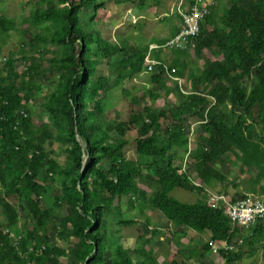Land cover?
I'll return each mask as SVG.
<instances>
[{"label":"trees","instance_id":"obj_1","mask_svg":"<svg viewBox=\"0 0 264 264\" xmlns=\"http://www.w3.org/2000/svg\"><path fill=\"white\" fill-rule=\"evenodd\" d=\"M118 1L148 7L151 0ZM34 2L25 24L38 32L17 54H3L10 35L25 39L28 31L0 17V56L8 59L4 67L0 62V264H160L175 239L196 244L190 232L211 235L199 243L203 259L215 246L227 264L245 256L242 249L226 252V244L264 250V219L251 229L234 226L227 209L211 206L209 194L216 184H235L226 173L233 165L254 176L251 193L234 203L264 198V0L214 5L191 41L196 48L168 53L170 63L164 47L181 28L166 41L113 43L100 30L105 0ZM154 44L160 49L151 52ZM150 53L159 63L151 74ZM141 73L150 76L149 100L146 92L135 98L129 122L113 125L106 117L109 95ZM170 97L177 103L155 108ZM40 98L45 104L36 120ZM192 121L201 125L193 136ZM62 144L64 165L53 158ZM132 144L136 160L126 155ZM193 144L190 173L180 154L192 153ZM176 192L199 198L184 203ZM145 207L161 212L168 226L126 214ZM55 210L62 213L60 227H51ZM171 226L179 232L167 238ZM131 228L138 235L129 240L133 250L123 239ZM178 254L173 250L163 264H189Z\"/></svg>","mask_w":264,"mask_h":264},{"label":"rangeland","instance_id":"obj_2","mask_svg":"<svg viewBox=\"0 0 264 264\" xmlns=\"http://www.w3.org/2000/svg\"><path fill=\"white\" fill-rule=\"evenodd\" d=\"M105 2L108 4V7L104 9V13L99 15V19L101 22L100 30L103 31L105 38L113 43H115L119 39L137 40L143 44H149L154 39H158L161 41L170 39L172 37L173 30H175L177 27H182L183 24L182 21L178 18V15L181 8L188 5L185 0H151L148 3V7H141L129 1L120 3L118 0H105ZM210 2L214 3L215 0H210ZM216 4H219L220 7L230 6L231 0H217ZM36 5L37 2H34V0H0V17L6 16L11 20H15L17 22L18 32L23 33V31H28V35L26 34L25 39L21 38L19 33H12L10 35V42L5 48L3 54H8L10 52H14L16 54L19 53L21 44H23V42H31V36L35 35L38 32L36 29L33 30L29 25L25 24V20H28L30 16L35 13ZM91 12L93 13V9H91ZM52 52L50 54L49 60H51L52 58ZM164 56L167 62L170 63L171 58H169L168 52L164 53ZM16 58L18 59L19 57ZM5 59L7 58L0 56V62L3 65L2 67L5 66L3 64ZM50 68L51 66H49L47 69ZM25 71V63H20L19 72L25 73ZM149 77L150 76L146 73L138 74L126 86H120L111 92L106 101V117L110 123L116 125L117 123L122 124L129 122V112L132 110L131 103L135 98L140 99L144 92H146L148 95L146 97L147 101L149 100V91L153 90ZM54 84H57V82H55ZM180 84L184 87L182 82ZM172 86L173 84H171V87ZM49 87H52L51 84H48V89ZM50 91L54 90L51 89ZM126 91L130 93V98L129 96H127ZM168 103L175 104L177 103V100L174 97H170L168 101L161 100L157 102L155 108L159 110L163 109L166 107V105H168ZM44 104V99L40 98L38 101L37 110L34 113V118L36 120H38L39 116L42 114V105ZM142 110L143 108H140L137 110V112ZM191 125L193 126L192 136L194 135L195 131L200 132V123H198L197 121H192ZM64 147L65 145L62 144L60 146H55L54 149V151L56 152L53 158L56 159L61 165H64V163L66 162V152L64 151ZM135 148L136 146L132 144V146L126 151L128 159L136 160ZM195 148L196 146L193 144L191 150L192 153H190L189 155H185L184 153L180 154L181 158L185 157V164L183 166L185 172L193 173L194 171V168L192 170L194 162L191 159L194 156L193 154ZM105 170L108 171L109 168H106ZM242 172L243 170L240 166H227L226 173L230 181L235 184L229 187L222 186L221 184H216L213 189L209 190V194L211 192L214 197L219 195L223 197L218 201V203H216L225 210L227 209V204L234 203L233 200L238 195L251 193L252 188L250 183L254 176L252 177L251 175L243 174ZM237 186H240V189H237ZM174 196L184 203H195L199 198L198 195L194 193L183 192H176ZM50 200L51 202L53 201L52 198ZM262 200L264 201V198H262ZM54 214L56 221L55 223L52 222L51 227H54V225L60 227L62 223V213L58 210H55ZM126 214L129 218L133 219H136L137 217H140L142 219L150 218L151 220H153L154 225H156L157 227H160L161 225L165 228V224H167L168 226V221L165 216L161 212L155 211L151 207H145L144 209L127 212ZM1 220H3V216H1ZM171 227V233H168L169 230H167L166 232L164 231L167 238L168 236L173 237L175 233L179 232L177 228L173 226ZM189 235L191 236V239L194 238L197 241L196 244L193 243L191 245H188V240L180 241V239H175L172 244L166 245L162 250L161 254L163 255L159 259L160 264H163L168 260L173 250L176 252L179 251V262H184L186 258H191L189 260V264H227V261L220 255L221 250L217 249L218 247L216 246L213 248L214 252L212 254H209V257L206 259H203L198 252L207 242L211 241V235L206 234L205 236H201L196 232H190ZM132 237H138L137 229H125L123 235L124 245L126 248H131L133 250L137 245L135 244V242L129 243V240L132 239ZM160 239H163V237L161 236ZM201 241L204 244L202 247L199 245ZM241 242L239 241V245L243 243ZM59 245H61V241H59ZM244 245L245 246L243 247H240L238 245L236 246L235 250L238 251L242 249V252L245 256L239 260L233 261V264H264V250L262 248L258 249L257 253H252L249 244L247 243ZM133 256L137 257V254L133 253ZM141 260L143 261V259ZM62 261L64 264L68 263L67 259H62Z\"/></svg>","mask_w":264,"mask_h":264},{"label":"built area","instance_id":"obj_3","mask_svg":"<svg viewBox=\"0 0 264 264\" xmlns=\"http://www.w3.org/2000/svg\"><path fill=\"white\" fill-rule=\"evenodd\" d=\"M212 5L210 0H198V4L192 6L188 12L183 13L184 27L183 31L168 41L165 50L168 51H185L194 38H197L201 33V23L209 15V7ZM191 48L194 50L196 46L192 43ZM157 45H153L151 51L159 50ZM147 72L149 74L156 71L159 66L150 53L146 59ZM2 186L0 185V193ZM210 204L214 208H219L218 201L223 197L211 194ZM217 202V203H216ZM227 215L233 222L234 226H241L246 229H251L257 226L260 220L264 219V201L255 197L238 201L236 203L227 204ZM243 242V241H242ZM241 242V243H242ZM240 243V244H241ZM218 247V246H216ZM217 249H220L219 247ZM236 245H224V250L227 252L234 251Z\"/></svg>","mask_w":264,"mask_h":264},{"label":"clouds","instance_id":"obj_4","mask_svg":"<svg viewBox=\"0 0 264 264\" xmlns=\"http://www.w3.org/2000/svg\"><path fill=\"white\" fill-rule=\"evenodd\" d=\"M185 1L188 3V5L183 6V7L181 8V10H180V13H179V15L182 17L181 21H182V24H183L182 27H181V32L183 31V27H184V17H183V13L188 12L189 10H191L190 8H191L192 6H195V5L198 4V0H195V3H190L189 0H185ZM216 1H217V0H215L214 3L211 2L212 5L209 7V15H210V9H211L214 5H217V4H216ZM209 15H208V16H209ZM208 16H207V17H208ZM207 17H206V18H207ZM203 21H204V20H203ZM203 21H202V23H203ZM202 23H201V25H202ZM200 34H201V33H200ZM177 35H178V34H177ZM177 35H176V36H177ZM198 37H199V36H198ZM172 39H173V38H172ZM172 39H171V40H172ZM194 39H196V38H194ZM194 39H193V40H194ZM166 44H167V43H166ZM154 45H157V47H158V44H154ZM152 46H153V45H152ZM159 48H160V47H159ZM151 49H152V48H151ZM151 49H150V50H151ZM151 52H152V51H151ZM167 52H168V53H171V52H173V51H168V50H167ZM241 245H242V244H241Z\"/></svg>","mask_w":264,"mask_h":264},{"label":"crops","instance_id":"obj_5","mask_svg":"<svg viewBox=\"0 0 264 264\" xmlns=\"http://www.w3.org/2000/svg\"><path fill=\"white\" fill-rule=\"evenodd\" d=\"M209 257V256H208ZM213 257V256H212Z\"/></svg>","mask_w":264,"mask_h":264},{"label":"bare ground","instance_id":"obj_6","mask_svg":"<svg viewBox=\"0 0 264 264\" xmlns=\"http://www.w3.org/2000/svg\"><path fill=\"white\" fill-rule=\"evenodd\" d=\"M262 223V222H261Z\"/></svg>","mask_w":264,"mask_h":264}]
</instances>
